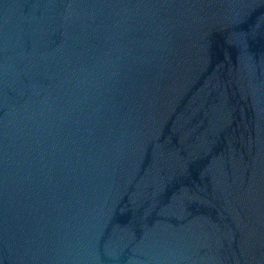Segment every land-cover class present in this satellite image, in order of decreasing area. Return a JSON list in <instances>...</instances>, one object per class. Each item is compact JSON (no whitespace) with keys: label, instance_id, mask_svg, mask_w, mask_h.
Listing matches in <instances>:
<instances>
[{"label":"water","instance_id":"95a60500","mask_svg":"<svg viewBox=\"0 0 264 264\" xmlns=\"http://www.w3.org/2000/svg\"><path fill=\"white\" fill-rule=\"evenodd\" d=\"M0 264H264V0H0Z\"/></svg>","mask_w":264,"mask_h":264}]
</instances>
